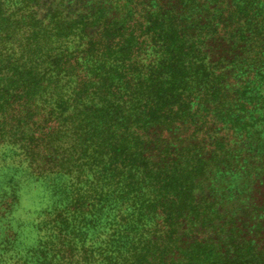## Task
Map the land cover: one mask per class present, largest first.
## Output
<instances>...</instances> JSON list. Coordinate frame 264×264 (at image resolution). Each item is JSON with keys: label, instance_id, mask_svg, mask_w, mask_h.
Segmentation results:
<instances>
[{"label": "trees", "instance_id": "1", "mask_svg": "<svg viewBox=\"0 0 264 264\" xmlns=\"http://www.w3.org/2000/svg\"><path fill=\"white\" fill-rule=\"evenodd\" d=\"M3 153L53 201L0 264H264V0H0Z\"/></svg>", "mask_w": 264, "mask_h": 264}, {"label": "rangeland", "instance_id": "2", "mask_svg": "<svg viewBox=\"0 0 264 264\" xmlns=\"http://www.w3.org/2000/svg\"><path fill=\"white\" fill-rule=\"evenodd\" d=\"M52 201L46 182L36 178L20 157L0 155V255L5 250L2 256L9 261L36 244L35 223Z\"/></svg>", "mask_w": 264, "mask_h": 264}]
</instances>
